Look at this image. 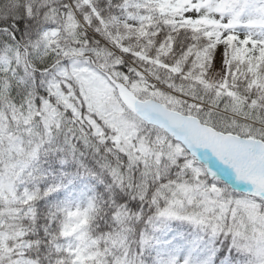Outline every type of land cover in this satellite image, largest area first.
Here are the masks:
<instances>
[{
	"label": "snow or ice",
	"instance_id": "1",
	"mask_svg": "<svg viewBox=\"0 0 264 264\" xmlns=\"http://www.w3.org/2000/svg\"><path fill=\"white\" fill-rule=\"evenodd\" d=\"M0 264H264V0H0Z\"/></svg>",
	"mask_w": 264,
	"mask_h": 264
}]
</instances>
